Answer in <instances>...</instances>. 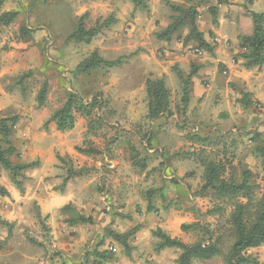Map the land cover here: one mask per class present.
Listing matches in <instances>:
<instances>
[{
  "label": "clouds",
  "instance_id": "obj_1",
  "mask_svg": "<svg viewBox=\"0 0 264 264\" xmlns=\"http://www.w3.org/2000/svg\"><path fill=\"white\" fill-rule=\"evenodd\" d=\"M0 264H264V0H0Z\"/></svg>",
  "mask_w": 264,
  "mask_h": 264
}]
</instances>
